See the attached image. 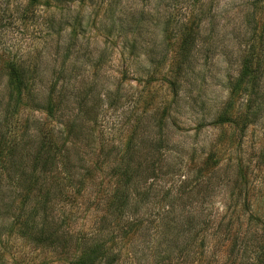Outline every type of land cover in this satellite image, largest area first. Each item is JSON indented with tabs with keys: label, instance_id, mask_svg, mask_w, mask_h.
<instances>
[{
	"label": "rangeland",
	"instance_id": "obj_1",
	"mask_svg": "<svg viewBox=\"0 0 264 264\" xmlns=\"http://www.w3.org/2000/svg\"><path fill=\"white\" fill-rule=\"evenodd\" d=\"M262 259L264 0H0V264Z\"/></svg>",
	"mask_w": 264,
	"mask_h": 264
},
{
	"label": "trees",
	"instance_id": "obj_2",
	"mask_svg": "<svg viewBox=\"0 0 264 264\" xmlns=\"http://www.w3.org/2000/svg\"><path fill=\"white\" fill-rule=\"evenodd\" d=\"M248 54L244 56L243 62H242V70H241V75L246 77L250 74V71L252 69L251 67V62H252V55L251 53L247 52ZM21 71L18 70L14 65L10 67V82L9 84L11 85V88L14 90L15 93H19V91L22 88V83L25 74L22 73ZM23 87H26L25 85ZM51 103V101L49 102ZM52 110V105L49 106V112ZM228 111H222L218 115V121L219 122H230L232 121L230 117L228 116ZM262 264H264V260L262 259Z\"/></svg>",
	"mask_w": 264,
	"mask_h": 264
}]
</instances>
